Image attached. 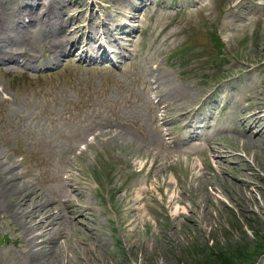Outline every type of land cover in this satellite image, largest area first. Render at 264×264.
Masks as SVG:
<instances>
[{"label":"rangeland","instance_id":"1","mask_svg":"<svg viewBox=\"0 0 264 264\" xmlns=\"http://www.w3.org/2000/svg\"><path fill=\"white\" fill-rule=\"evenodd\" d=\"M0 3V264H37L46 228L48 264H184L264 228V0Z\"/></svg>","mask_w":264,"mask_h":264},{"label":"bare ground","instance_id":"2","mask_svg":"<svg viewBox=\"0 0 264 264\" xmlns=\"http://www.w3.org/2000/svg\"><path fill=\"white\" fill-rule=\"evenodd\" d=\"M47 8V11H49L50 9V6H46ZM32 13V12H30ZM6 15H7V12H6V9H5V6H3V3L1 4L0 3V34L3 32L4 29H7L6 26H5V19H6ZM32 19L35 21L36 17L35 16H32ZM77 28H75L74 30H76ZM69 36L68 34H62V35H57L54 40H50L48 43L50 45L51 48H53V52H51V56L53 55H57L60 53L61 49L65 47L66 43L69 41ZM70 44H71V41H70ZM73 47V44H71L70 48ZM12 54H20V52L22 53H26L27 55H30L31 52H26V50H21L19 51L18 48H15L13 46H10L8 48ZM4 49H0V58H3L6 56V54H4ZM50 52V50H49ZM35 54V52H34ZM21 55V54H20ZM10 61V60H8ZM22 63H25V62H22ZM21 63V60L19 58H16L13 60V64H12V67L13 68H16V66L19 64H22ZM257 114L255 113H251L250 117H256ZM263 120V118H259L257 123H260L261 121ZM10 190H12V186L8 187ZM78 189L77 187L74 188V192H76ZM147 191V189H146ZM144 193H145V190H144ZM79 194V193H78ZM31 199L29 200L28 199ZM38 198H40V196H36L34 199L31 198L30 195H24L23 198L21 199L24 204H26V207H24V210L22 209L21 211H17L18 210V207L14 206L15 209L13 210V213L18 217V220L19 221H22V218L23 216H27L29 213L31 216H33L35 213L33 212L40 204H37L36 201L38 200ZM145 197L141 195H138L136 197V200L137 201H140L142 199H144ZM74 200V197L73 195H69L67 197V201H73ZM32 206V207H31ZM28 207H31L30 209H28ZM21 208V207H19ZM89 205H86V204H81L79 203L78 201H75V203L73 205H70L67 209V212L68 213H71V214H76V213H79V215H77L75 218H78L79 221L83 222V224L87 223V226H92L90 224V221L92 222L93 218L90 217V213L91 215L93 214L92 212H89L88 213V209H89ZM22 215V216H21ZM56 215L57 213L54 212L52 210V208H48L47 211L44 213L43 217L40 219L39 222H37L36 224V221L34 222H31V221H25V224H23L24 228L30 232V229H32L33 227L35 226H41V225H45V224H51V223H59L57 222L55 219H56ZM43 219L46 220V222H43ZM31 222V223H30ZM30 226V228H29ZM49 228H46L43 232H41V236L39 235H32L31 233H28L29 236V243H30V249H28V253L29 255L31 256V259H34L37 264H48L49 262V259H48V256H47V253L49 251H45L46 250V243L47 242H50L48 240V238H46L45 236H48L51 234V232L49 230H47ZM41 237V238H40Z\"/></svg>","mask_w":264,"mask_h":264},{"label":"trees","instance_id":"3","mask_svg":"<svg viewBox=\"0 0 264 264\" xmlns=\"http://www.w3.org/2000/svg\"><path fill=\"white\" fill-rule=\"evenodd\" d=\"M260 224L261 223H258V225L257 223H252L250 225L251 230L253 231V239L251 241H241L234 247H223L222 245L208 247L211 248V250L210 253H206L204 260L198 259V257L194 255L192 259L186 260L184 264H251L256 262L259 256L264 253V247L261 245V243L264 242V228H261ZM248 236L249 233L245 231L244 237ZM250 242L257 244L260 250L257 252L254 260L243 262L244 260L241 259V255L244 253L245 248L249 246L248 244Z\"/></svg>","mask_w":264,"mask_h":264}]
</instances>
